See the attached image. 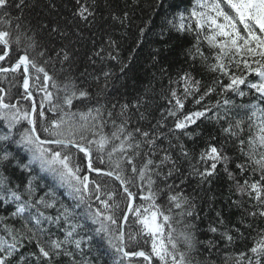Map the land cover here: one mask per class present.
<instances>
[{
    "label": "snow or ice",
    "instance_id": "obj_1",
    "mask_svg": "<svg viewBox=\"0 0 264 264\" xmlns=\"http://www.w3.org/2000/svg\"><path fill=\"white\" fill-rule=\"evenodd\" d=\"M165 2L157 0L155 7L164 9ZM47 6L57 8L52 0ZM34 7L39 0H0V77L12 84L20 76L22 99L30 102L27 108L19 99L13 103L10 90L0 87L6 129L0 131V204L14 205L10 216L0 217L7 237L0 238V264H96L101 257L104 264H264V0H189L184 11L175 6L172 19L165 15L169 32L191 37L185 62L212 75L208 84L185 70L178 81L170 78L182 82L183 91L169 88V106L157 107L158 118L147 94L101 102L108 72L95 94L77 83L68 26L91 23L95 12L87 0H74L76 19L64 18L63 27L55 17L34 25L25 15ZM34 91L42 93L39 104ZM214 94L215 103H205ZM246 96V104L233 99ZM189 98L200 107L186 110ZM235 109L245 110L247 119ZM205 121L219 125L225 138L197 153ZM47 177L53 184L39 195L37 179ZM221 178L229 182V211L239 213L235 223L214 206L213 183ZM57 188L64 193L58 196ZM130 218L137 228L131 229ZM89 221L95 227L85 241L81 231ZM96 236V258L83 259L84 245ZM237 242L245 250L225 251Z\"/></svg>",
    "mask_w": 264,
    "mask_h": 264
},
{
    "label": "trees",
    "instance_id": "obj_2",
    "mask_svg": "<svg viewBox=\"0 0 264 264\" xmlns=\"http://www.w3.org/2000/svg\"><path fill=\"white\" fill-rule=\"evenodd\" d=\"M56 4V10H52L47 6V0H39V7L26 10L25 15L35 25L37 19H43L46 21H52L55 17L63 27L66 23L64 18L75 20L72 17V10L74 8V0H52ZM157 0H95V5L92 4V0H87V4L93 8L95 12L94 18L90 17L91 23L76 20L75 26L69 25V31L71 33L70 39L75 41L74 44L69 46L73 50L74 58V69L73 74L77 77V83L81 84L82 87H87L90 92L95 94L100 87L106 81L104 76L105 72L110 73L107 77V90L105 96L101 98V102L104 99L115 102H132L138 97L147 94V98L151 101V107L153 115L159 117V111L167 108L168 101L164 98L168 96L169 88L177 90L178 94L183 91V83L173 82L179 80V74L181 70L191 71L197 79L202 80L204 84L211 83V75L203 71L202 68L197 65L195 68H190L189 63L185 62V56L183 55L184 49L191 46V37L183 36L178 37L175 31H168V26L164 21L165 15L168 19H172L177 14L176 5H179V11H184L185 7L189 6V0H166L165 8L158 9L155 7ZM172 4L173 7L169 8L167 5ZM17 10L13 9L12 14L15 15ZM39 14V15H38ZM116 17V19H113ZM151 21V23H149ZM145 29L144 37L140 36V29ZM163 30V38H162ZM79 32V35L76 32ZM142 41V42H141ZM68 43L66 39L64 41ZM139 43V46H137ZM57 47H59V40L56 41ZM103 49V51H101ZM159 49L157 55L153 50ZM100 53V55H96ZM13 56L15 53L12 54ZM111 56H116L117 59H111ZM153 56H157L156 60H153ZM127 65V67H124ZM7 66V65H5ZM167 69L163 74L160 72V68ZM123 68V71L121 69ZM85 69L87 71H85ZM84 73V75H81ZM155 74V75H154ZM12 74H9L11 79ZM96 78H99L100 84L96 82ZM254 79V77H249ZM22 78L16 76V79L9 84L8 80L0 77V87H5L10 90V94L14 97L12 102L19 99L23 107L27 108L30 106V102L22 99L23 89L21 87ZM14 85V86H13ZM42 97V93L34 91V99L39 104ZM218 98L215 94L212 97H207L205 103L214 104L215 99ZM237 104H246L249 102L250 97H245L241 100L238 97H233ZM254 99V97H251ZM78 103V102H77ZM94 103V101H93ZM90 106V105H89ZM193 107L199 108L200 105H193L191 98L185 103L186 110H192ZM47 110V105L45 106ZM81 110H87L85 106H81ZM119 109L117 108L116 111ZM216 109H213L215 112ZM241 116L245 114L243 109H235ZM48 116H52V113H47ZM209 115H212L210 113ZM245 119L247 117L245 116ZM199 123V121H198ZM224 122L221 121V124ZM251 123V121H249ZM192 127H195L193 125ZM247 127V125H245ZM111 125L105 130H110ZM255 129L253 128V131ZM0 131H6L3 128V122L0 121ZM200 131L202 135L196 138L195 141V152L201 151L207 146V144H215L219 146L220 141L225 137L221 133L220 126L215 123H209L205 121L201 124ZM247 134V133H246ZM215 136L217 139H212ZM187 146L192 149L193 141L185 138ZM231 152V148H229ZM196 161H193L195 163ZM106 165H100L105 167ZM185 172L189 170V164L184 162L182 165ZM44 174H41L43 176ZM20 174L17 172L13 174V179L16 180ZM107 179V178H104ZM37 183L41 184V189L38 190L39 195H43L48 185H52L53 181L51 177H47L44 180L37 179ZM109 183H113L109 181ZM195 181H192L194 186ZM57 195L64 193V189L57 188ZM136 191V189H133ZM188 191H192V187L188 188ZM212 191L215 193L217 199L215 201V207L222 209L224 215L228 218L231 223H235L238 219L239 213L233 208L229 211L227 207V201L229 198V182L226 178H221L214 181ZM203 195V194H201ZM65 203L72 205V201L66 196H61ZM232 199H236L232 196ZM198 203L200 200L198 198ZM137 204L143 203L140 200L136 201ZM204 210L207 211L205 205ZM14 209V205H2L0 204V217L10 216V212ZM83 209H77V213H80ZM210 216H214V213H209ZM9 223H14L11 219ZM19 227V222H15ZM207 221L201 222V228L206 227ZM131 229L137 228L138 225L131 224ZM264 226V225H262ZM3 225L0 224V229ZM95 225L91 222H87L86 229L81 231V235L84 236L87 241L88 235H91V229ZM180 226L177 225V228ZM126 230H130L129 226L126 225ZM203 237V232L199 233ZM57 235H61L57 233ZM0 238H7L5 233L0 230ZM100 241V237L96 236L90 243L93 247L92 251H89V244L84 245V251L88 256L84 259H95L96 258V245ZM150 248V245L144 246ZM244 246L237 242V245L233 248L226 249L228 253H238L243 251ZM78 255L76 258H79ZM105 257H101L97 260L96 264H104Z\"/></svg>",
    "mask_w": 264,
    "mask_h": 264
},
{
    "label": "bare ground",
    "instance_id": "obj_3",
    "mask_svg": "<svg viewBox=\"0 0 264 264\" xmlns=\"http://www.w3.org/2000/svg\"><path fill=\"white\" fill-rule=\"evenodd\" d=\"M241 116L245 118V115H244V114H242ZM92 175H95V174L93 173ZM40 189H41V188H40ZM61 199H62V198H61ZM125 227H126V226H125ZM134 229H135V228H134ZM89 246H90V247L88 248L89 251H92V250H93V247H92L91 245H89ZM85 255H87V253H85ZM86 257H88V256H84L83 259L86 258ZM79 258L81 259V257H79ZM85 260H87V259H85ZM103 263H104V262H103ZM99 264H100V263H99Z\"/></svg>",
    "mask_w": 264,
    "mask_h": 264
}]
</instances>
